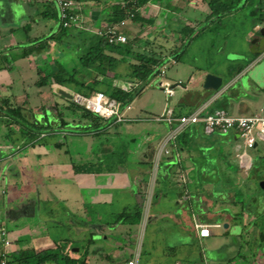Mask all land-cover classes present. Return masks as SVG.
<instances>
[{
  "label": "crops",
  "instance_id": "1",
  "mask_svg": "<svg viewBox=\"0 0 264 264\" xmlns=\"http://www.w3.org/2000/svg\"><path fill=\"white\" fill-rule=\"evenodd\" d=\"M164 1L165 4H161L150 0L142 7L144 13L142 11L143 14L139 15L151 21L150 24L145 23L150 27L148 34L152 33L147 37L150 42L145 43L144 52L164 61L162 65L167 68L169 64H178V56L184 47L180 44L185 37L182 33L187 28L191 31L201 23L202 18L207 20L210 12L203 4L205 0ZM120 3V0H79L73 7L78 23L69 29L97 35V31L109 24L103 21V9L108 4ZM185 8L191 10L192 14ZM193 14L198 16L194 17ZM159 18L161 24L157 26ZM179 21L184 25L182 28H169V23ZM134 22L127 21L122 29L125 35V30H131ZM255 23L253 31L264 27V20ZM59 27V9L52 0H0V230L4 223L14 227L5 230L12 243L10 253L26 248L20 244L22 235L32 234V230H29L32 228V219L42 216V206L47 207L51 202L65 207L64 211L72 225L81 224L91 233L97 231L103 235L112 226L99 222V218L112 204L113 191L127 192V197L134 199V205L140 206L144 200L146 206L155 204L156 208L161 207L153 218L164 220L163 217L176 215L178 223L185 226L184 230L191 239L199 243H205L206 239L219 234L214 230L220 228L222 223L236 224L234 218L243 215L240 210L237 211L241 207L237 195L248 192V187L253 183L260 187L259 183L264 181V174L260 172V168L264 167V136L257 133L254 147L246 149L236 133L208 134L201 125H190L185 130L181 147L175 151L170 143H166L163 149H167L169 155L166 156L162 151L158 155L171 127L157 119L165 109L183 115L199 108L203 109L202 114L220 109L232 116L259 114L264 117V108L257 106L264 101V52L258 54L257 44L254 47L250 42L252 52L245 59V64L226 84L223 85L222 80V86L217 91L203 89V79L195 87L192 76L185 85L180 80L170 85L167 79L161 78L169 83L173 96L174 87L179 86L178 98L172 107L164 108L153 120L156 123L147 128L149 134L144 139V145L133 156L131 169L127 171L119 166L117 170L98 171L97 166V172L85 170L82 174L79 170L88 164L89 151H85L87 163L77 165L67 142L72 135L69 125L74 120L65 102L66 97L73 94L69 95L65 86L52 84L49 80L50 74L57 70V64L63 65L67 49L66 45L55 39ZM247 36L250 37L249 34ZM252 38L257 42L260 35ZM156 40L159 42L156 43ZM162 40L170 41L171 45H165ZM132 49L135 51L133 46ZM156 76L154 74L151 80ZM122 84L116 83L118 87ZM232 86L240 90L241 86H245L255 91L251 94L242 91L241 97L226 95ZM128 105L130 109L125 114L128 122L146 120L139 111L132 112L131 102ZM9 107L19 109L20 119L7 113ZM57 111L62 113L66 123L64 127L60 126ZM82 122L87 123L84 120ZM29 133L33 135L29 136ZM74 157L82 159L78 154ZM169 160L172 165L157 169L160 163ZM39 166L46 167L53 174L57 172L64 178L56 181L49 177L46 181L36 178L37 175H32V168L37 169ZM72 169L73 175H76L74 180L66 176L70 172L68 170ZM121 176H124L123 185L118 183ZM149 186L151 193L148 196ZM168 190H174L175 194L167 196ZM18 191L20 194L13 196ZM177 207L180 209L178 213L171 211ZM51 210H46L41 218L55 213V209ZM92 217L97 222H90ZM195 224L208 225L209 236L200 238ZM223 228H228V225ZM103 239L112 244V249L101 255L108 264H124L133 258L131 252L126 253V246L119 245L114 237L106 235ZM88 250L87 257L94 254L90 248Z\"/></svg>",
  "mask_w": 264,
  "mask_h": 264
},
{
  "label": "rangeland",
  "instance_id": "2",
  "mask_svg": "<svg viewBox=\"0 0 264 264\" xmlns=\"http://www.w3.org/2000/svg\"><path fill=\"white\" fill-rule=\"evenodd\" d=\"M152 1L165 4L164 0ZM232 1V4L231 0H205L203 2L205 7L209 8L210 14L213 8L208 6V2L215 4L213 7L220 14L216 16V12H214L207 20L202 18L201 23L195 25L191 31H186V34L182 33V36L185 37L180 44L184 47L178 56V64L177 66L169 64L162 77L167 79L170 85L178 80L185 85L188 78L192 76L195 79L196 87L200 84L199 80H204L208 74L220 77L224 85L245 64V59L252 52L250 45L252 36L259 35V30H252L255 18L259 15L255 17L249 15L250 9L255 6L254 2L251 1L250 4L243 6L240 0ZM261 1L264 5V0ZM233 6L235 8L228 13V8ZM185 10L189 9L185 8ZM142 11L144 13L145 10H142L141 7L139 13L143 14ZM188 13L192 14V11L189 10ZM260 14L264 19V12L262 11ZM193 16L198 15L193 14ZM160 21L159 18L156 22L157 26L161 24ZM181 21L169 23L168 26L177 30L178 26L181 28L184 26ZM134 23L131 30H125L128 41L131 42L135 51L144 52L145 43L150 42L147 37L152 32L148 34L149 25ZM68 34L72 36L66 39L68 47L62 62L65 70L71 72L74 68L79 69L77 58L86 51L88 47L86 44L88 42L95 43L97 37L92 33L84 31L77 33L75 30H70ZM247 34L251 38H248ZM157 42L159 41L156 40ZM163 43H166L167 46L171 45L170 41ZM129 71L128 61L125 60L118 63L112 72L107 74V77L110 79L112 74H118L119 77L115 83L118 81V84H122L121 81L126 80L127 75L125 74H128ZM204 72L207 73L204 75ZM87 73V71L82 72L81 78H85ZM94 74L93 72L92 75ZM158 77L150 80L131 101L132 112L139 111L146 120L132 123L127 120L121 123H115L113 120L101 121L98 129L94 130L92 127H87L89 123H79V119L73 115L74 123L69 125L70 132H72L71 139L68 140L67 137L68 148L73 161L77 165L87 163L85 162L86 149L90 156L88 164L83 165V169L79 172L82 174L85 170L97 172V166L98 171L103 169L117 170L119 166L127 171L131 169L130 165L134 161L133 156L138 153L139 147L144 145V139L149 134L147 128L156 123L153 120L161 114L164 108L172 107L178 98L179 86L174 87V96L168 98L158 86L161 80ZM105 84L96 85L95 88L107 89ZM65 87L69 95L78 91L77 87L71 84ZM242 91L251 94L255 90L245 86H241L240 90L237 86H232L227 90L226 95L233 94V96L241 97ZM257 106L264 108V101L259 102ZM68 112L72 113V111ZM84 121L86 122V120ZM248 152L251 154V150ZM76 154L80 155L82 159L74 157ZM262 168H260V172L264 174ZM32 170L34 177L37 175L36 178L40 177L44 181L48 180V177L53 181L64 178L63 176L60 177L57 172V175L53 174L46 167L39 166L37 169L33 167ZM68 171L70 172L66 175L67 179L72 178L71 180H74L76 178V175H73L74 169ZM124 182V176H121L118 183L123 185ZM248 189L249 191L245 194L237 195V200L241 201V207L239 206L237 211L240 210L239 212L243 215L239 214L234 218L236 224L222 223L220 228L214 230L219 234L206 239L205 243H199L194 238L191 239L189 233L184 230L185 226L178 223L179 218L176 215L163 217L164 220L153 218L155 214H158L157 212H160L161 207H159L160 209L156 208L155 204L146 206L143 200L140 204L142 210L141 220L138 224L127 225L118 221L116 230L112 226L111 229L103 232V235L97 231L91 233V231L86 230L87 227L81 224L72 225L68 214L64 211L65 207L54 202L48 203L47 207L42 206L43 215L32 219L33 223L30 225L32 228H29L32 230V234L22 235L20 244L36 252L53 246V248L58 247L61 254H67L77 259L76 264H108L101 256L112 249V244L103 239L107 235L109 238L110 236L114 237L119 245H125L126 253L131 252L133 257L137 253L138 264H264V239L260 238L261 233H264V190L254 183ZM150 193L151 188L149 186L148 196ZM18 194L20 191L13 196L17 197ZM127 194L123 190L111 192L112 204L107 209L108 211L100 216L99 222L114 224L120 212L132 210L135 206L134 199H129ZM167 194V196H173L175 191L168 190ZM54 205L59 207L55 208ZM50 208L55 209V213L41 218L45 215L46 210H51ZM179 210L177 207L171 211L178 213ZM89 220L90 222H97L93 217ZM225 225H228V228L224 229ZM2 229L12 230L14 227L4 223ZM90 240L92 243L89 244L88 248L94 254L86 256L88 260L86 262L83 252ZM97 247H99L98 251L96 250ZM75 249L78 251L75 252ZM255 259L256 262H254ZM59 263L61 264V261L58 259Z\"/></svg>",
  "mask_w": 264,
  "mask_h": 264
},
{
  "label": "trees",
  "instance_id": "3",
  "mask_svg": "<svg viewBox=\"0 0 264 264\" xmlns=\"http://www.w3.org/2000/svg\"><path fill=\"white\" fill-rule=\"evenodd\" d=\"M120 4L110 5L105 7L102 11L103 21L109 23H116L122 20H131L135 22H139L141 24H150L151 21H146V19L140 17L138 10L143 7L150 0H120ZM242 5L250 4V2H254L255 6L252 7L249 11V14L252 17L258 16L255 18V22H262L264 19L261 17L260 12H264V5L261 0H240ZM233 1L231 0V4ZM215 5V4H214ZM212 2H208V6L213 10H211V17L214 12H216V8ZM214 6V7H213ZM221 6V4H220ZM235 6L232 8H228V13L231 12ZM256 9V11H255ZM220 14V13H219ZM217 12L215 15H219ZM256 24V23H255ZM71 29L63 27L60 21L59 33L55 37L57 42L60 44L66 45V39H68L69 31ZM76 31V30H75ZM184 31V34H186ZM77 33L82 31H76ZM68 35V36H67ZM97 37V41L95 43L88 42V47L84 54L80 55L77 58V62L79 63V69L74 68L71 72L65 70L63 65L57 64V70L50 74L49 80L52 84H56L58 86H68L74 85L77 87L78 91L76 93L89 96L93 92H102L109 98L117 100L121 107L128 105L132 98L139 94L142 87H144L152 78L154 74H156L159 66L163 64L164 61H159L154 58L152 55H148L144 52L133 51L132 44L128 40L123 44H109L103 36L95 35ZM54 38V37H51ZM64 39V40H63ZM83 45V43H82ZM68 47V46H67ZM177 59V56H175ZM125 60L128 61V68L130 69L127 75L125 82H137L140 84V87L135 90H131L129 92H125L118 85H116V79L119 77L118 74H112V77L109 79L107 74L112 72L114 67ZM132 60V61H131ZM87 71V76L81 78L82 72ZM95 73L92 75V73ZM100 78V79H98ZM107 78V79H106ZM125 79V78H124ZM108 80V81H106ZM115 80V81H114ZM108 82L107 84H105ZM105 84L107 89L99 90L96 89V85ZM210 92V91H209ZM214 93V92H211ZM71 97H66V108L69 111H72V114L78 118V122L82 120H86L88 124L87 127H92V129L97 130L98 126L101 124V121H108L101 119L95 114L83 109L82 107L76 105L71 101ZM195 108V107H194ZM9 112L12 117L16 119H20L19 117V109L9 107ZM215 109H212L213 111ZM191 112V111H190ZM187 112V113H190ZM185 113V114H187ZM174 116H180L182 114L177 112H173ZM57 116L60 121V126L64 127L66 125L62 113L57 111ZM73 116V117H74ZM174 125H172L173 127ZM189 128V127H187ZM186 128V129H187ZM185 129V130H186ZM185 130L176 135L174 140L170 143V146H173L175 151L181 147L183 144V139L185 136ZM36 132V131H32ZM95 134V133H94ZM33 133H29V136H32ZM170 161V162H169ZM167 162H162L158 165L157 169H162L165 166L172 165V161L169 160ZM256 169V166L253 167ZM261 178V177H259ZM141 206L135 205L130 211H122L117 216V221L114 224L106 223L110 226H116L118 221L122 224L127 225H136L141 220ZM260 238L264 239V233H261ZM92 243V240L87 244L88 246L84 249V258L88 254L89 244ZM58 259L61 261V264H76L77 259H74L72 256L67 254H61L58 250V247L44 249L39 252H35L33 249L25 248L19 249L15 252H11L8 255V260L6 264H58ZM85 262V260H84ZM82 262V263H84ZM60 264V263H59Z\"/></svg>",
  "mask_w": 264,
  "mask_h": 264
},
{
  "label": "built area",
  "instance_id": "4",
  "mask_svg": "<svg viewBox=\"0 0 264 264\" xmlns=\"http://www.w3.org/2000/svg\"><path fill=\"white\" fill-rule=\"evenodd\" d=\"M59 9V19L63 27L69 28L76 26L78 16L74 14L73 7L79 0H52ZM128 20H122L116 23H109L101 30L97 31V35L106 38L109 44H123L128 40V37L122 32ZM165 66L162 65L157 69V76L163 77ZM158 77V78H159ZM158 86L168 98L173 96V90L169 83L160 80ZM140 84L137 82H126L120 86L125 92L138 89ZM71 101L83 109L97 115L104 120H113L115 123H121L127 120L126 112L130 109L129 105L121 107L120 103L112 98H109L102 92H93L89 96L73 94ZM202 108L196 109L190 113L180 116H174L170 109H165L157 120L165 122L171 127L161 151L168 154L167 149H163L166 143H171L176 135L184 131L190 125H201L206 133L228 134L236 133L241 139L243 147L252 149L255 145L256 134L264 136V117L259 114L254 115H238L232 116L224 110L215 109L206 114H202ZM172 125H174L172 127ZM157 155V157H158ZM198 236L207 238L210 234L208 225L195 224ZM11 242L7 238L5 230H0V264H6L8 255L10 254ZM124 264H138V254L126 261Z\"/></svg>",
  "mask_w": 264,
  "mask_h": 264
},
{
  "label": "water",
  "instance_id": "5",
  "mask_svg": "<svg viewBox=\"0 0 264 264\" xmlns=\"http://www.w3.org/2000/svg\"><path fill=\"white\" fill-rule=\"evenodd\" d=\"M259 35H260V39L258 43L256 42V39L253 38L251 40V45L255 47V43H256L258 47L257 52L258 54H261L264 52V27L259 29ZM221 86H222V79L220 77L210 74L206 75L203 82V89L207 91H217L221 88ZM259 185L262 189H264V181H261Z\"/></svg>",
  "mask_w": 264,
  "mask_h": 264
},
{
  "label": "flooded vegetation",
  "instance_id": "6",
  "mask_svg": "<svg viewBox=\"0 0 264 264\" xmlns=\"http://www.w3.org/2000/svg\"><path fill=\"white\" fill-rule=\"evenodd\" d=\"M260 39V38H259ZM259 41V40H258ZM258 41H257V43H258Z\"/></svg>",
  "mask_w": 264,
  "mask_h": 264
}]
</instances>
